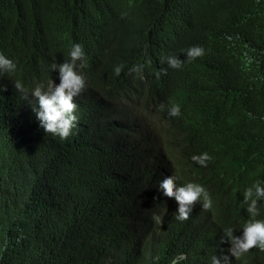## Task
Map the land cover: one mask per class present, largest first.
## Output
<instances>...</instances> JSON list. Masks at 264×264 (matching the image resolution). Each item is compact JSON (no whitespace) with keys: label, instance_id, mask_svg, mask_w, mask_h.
<instances>
[{"label":"trees","instance_id":"obj_1","mask_svg":"<svg viewBox=\"0 0 264 264\" xmlns=\"http://www.w3.org/2000/svg\"><path fill=\"white\" fill-rule=\"evenodd\" d=\"M173 1L178 6L180 0ZM216 1L217 7L201 17L191 40L182 45H200L204 53L177 68L173 83L159 96L155 88L128 93L123 80L138 55L149 48H144L143 21L135 18L136 8L120 19L117 0H0V53L17 65L15 73L0 76L9 90L0 92V106L12 108L17 102L28 109L14 82L21 81L26 89L49 79L58 83L51 65L68 60L73 43L82 44L86 65L78 71L86 83L74 101L99 127L112 129L136 157V165L119 181L106 183L124 225L133 219L136 235L145 234L147 218L140 200L126 201L122 192L126 176L136 182L137 196L148 187V194L162 200L153 211L157 214L165 205L154 190L162 175H174L178 184L195 182L206 188L212 201L209 209L193 207L186 221L167 211L159 225H165V231L152 236L185 252L182 264H210L211 256L229 247L220 243L223 230L232 227L239 235L243 224L253 219L246 212L243 193L257 180L264 181V0ZM214 20L212 54L207 56V38H199L198 31L208 29ZM228 37L233 45L226 48L218 39ZM192 85L198 87L188 97ZM179 90L190 107L186 122L181 112L176 117L167 113L169 98ZM131 95L135 100L126 107ZM200 151L211 157L208 166L192 160ZM45 174L41 171L32 181L31 200L13 212L1 208L4 223L18 237L6 244L0 234V264H62L68 259L64 253L72 258L74 252L88 251L78 240L82 229L61 243L59 251L49 250L52 246L45 247L34 235L31 214ZM255 219H264V207ZM20 225L26 229L25 237ZM232 264H264V250L254 247Z\"/></svg>","mask_w":264,"mask_h":264},{"label":"clouds","instance_id":"obj_2","mask_svg":"<svg viewBox=\"0 0 264 264\" xmlns=\"http://www.w3.org/2000/svg\"><path fill=\"white\" fill-rule=\"evenodd\" d=\"M117 5L116 15L120 19L125 11L136 8L135 18L143 21L144 48L149 47L141 57L137 53L136 66L123 74L128 93L155 88L160 96L173 83L177 68L204 53L200 45H182L191 40L201 17L217 7V1L180 0L177 6L173 0H117ZM215 28L214 20L208 22V29L198 31L199 38H207V56L212 54ZM218 42L226 48L233 45L230 37ZM68 57L60 64L51 65V71L58 74V83L49 79L26 89L21 81L14 82L13 87L21 92L28 109L21 108L17 102L12 108L0 106V234L6 237L3 243L11 244L18 235L4 223L1 208L13 212L24 200H31L32 181L45 171L31 214L34 235L45 247L51 245L49 250L59 251L61 243L82 229L84 234L78 240L88 250L74 252L72 258L64 253L68 259L62 264H182L185 252L152 236L165 231V225H159L167 211L174 212V219L186 221L197 201L202 209H209L212 201L208 191L201 184H178L174 175H162L155 181L154 190L163 197L165 205L157 214L153 211L162 200L148 194V187L137 196L136 182L126 176L122 192L126 201L140 200L147 218L145 234L136 235L133 219L124 225L106 183L119 181L124 171L136 165V157L112 129L99 127L89 113L80 110L74 98L86 83L78 71L86 65L82 44L73 43ZM16 69V63L0 53V76L13 74ZM120 71L116 67L117 75ZM5 83L0 82L1 93L9 91ZM197 87H189L188 97ZM134 100L135 96L131 95L125 106L130 107ZM169 101L168 115L176 117L181 112L186 122L190 107L182 91ZM159 108L163 110L164 105ZM211 145L209 142L206 149ZM210 158L208 153L200 151L192 160L208 166ZM243 201L253 219L243 224L239 235H234L232 227L223 230L220 243L227 242L229 247L211 256L210 264H232V259H239L254 247L264 250V219H255L260 207H264V181L257 180L248 187ZM20 230L21 237H25L26 229L20 225Z\"/></svg>","mask_w":264,"mask_h":264},{"label":"rangeland","instance_id":"obj_3","mask_svg":"<svg viewBox=\"0 0 264 264\" xmlns=\"http://www.w3.org/2000/svg\"><path fill=\"white\" fill-rule=\"evenodd\" d=\"M198 204H200V202H199V201H197V203H196L195 205L197 206Z\"/></svg>","mask_w":264,"mask_h":264}]
</instances>
